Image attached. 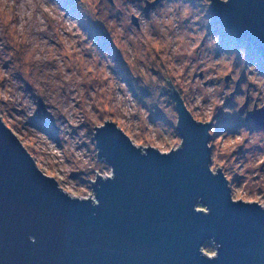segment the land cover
Returning a JSON list of instances; mask_svg holds the SVG:
<instances>
[{
	"label": "rangeland",
	"instance_id": "1",
	"mask_svg": "<svg viewBox=\"0 0 264 264\" xmlns=\"http://www.w3.org/2000/svg\"><path fill=\"white\" fill-rule=\"evenodd\" d=\"M209 3L0 0V118L63 191L92 198L95 173L111 174L94 125L110 120L136 146L180 145L169 80L194 120L209 121L210 169L233 199L264 207V125L238 112L245 100L264 107V60Z\"/></svg>",
	"mask_w": 264,
	"mask_h": 264
},
{
	"label": "water",
	"instance_id": "2",
	"mask_svg": "<svg viewBox=\"0 0 264 264\" xmlns=\"http://www.w3.org/2000/svg\"><path fill=\"white\" fill-rule=\"evenodd\" d=\"M157 2L145 0L144 12ZM209 5L264 60V0ZM170 93L176 148L136 146L107 119L93 126L96 156L111 174L95 173L92 198L63 191L0 118V264H264V207L232 198L223 172L209 166V121L194 120ZM246 106L238 109L245 120L264 125V107ZM208 240L212 255L201 250Z\"/></svg>",
	"mask_w": 264,
	"mask_h": 264
},
{
	"label": "trees",
	"instance_id": "3",
	"mask_svg": "<svg viewBox=\"0 0 264 264\" xmlns=\"http://www.w3.org/2000/svg\"><path fill=\"white\" fill-rule=\"evenodd\" d=\"M167 82H168V81H167ZM167 84L169 85V86H168V87H169V88H168V92H169V95H170V94H171V93H170V90H171L173 87H172V85H171L170 83H167ZM174 89H175V88H174ZM175 90H176V89H175ZM176 91H177V90H176ZM207 245H209V244H207Z\"/></svg>",
	"mask_w": 264,
	"mask_h": 264
},
{
	"label": "clouds",
	"instance_id": "4",
	"mask_svg": "<svg viewBox=\"0 0 264 264\" xmlns=\"http://www.w3.org/2000/svg\"><path fill=\"white\" fill-rule=\"evenodd\" d=\"M213 243H214V241H213ZM216 247H218V246H216Z\"/></svg>",
	"mask_w": 264,
	"mask_h": 264
}]
</instances>
